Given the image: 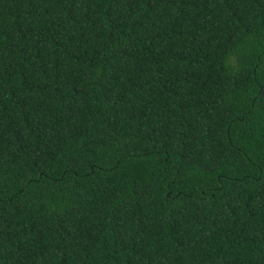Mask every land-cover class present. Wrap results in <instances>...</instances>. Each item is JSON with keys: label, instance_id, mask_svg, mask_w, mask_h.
<instances>
[{"label": "trees", "instance_id": "obj_1", "mask_svg": "<svg viewBox=\"0 0 264 264\" xmlns=\"http://www.w3.org/2000/svg\"><path fill=\"white\" fill-rule=\"evenodd\" d=\"M0 264H264V0H0Z\"/></svg>", "mask_w": 264, "mask_h": 264}]
</instances>
